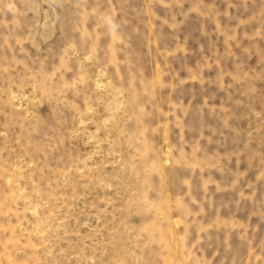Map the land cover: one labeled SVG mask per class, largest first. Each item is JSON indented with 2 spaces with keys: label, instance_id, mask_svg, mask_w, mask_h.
Wrapping results in <instances>:
<instances>
[{
  "label": "rangeland",
  "instance_id": "374dc122",
  "mask_svg": "<svg viewBox=\"0 0 264 264\" xmlns=\"http://www.w3.org/2000/svg\"><path fill=\"white\" fill-rule=\"evenodd\" d=\"M0 264H264V0H0Z\"/></svg>",
  "mask_w": 264,
  "mask_h": 264
}]
</instances>
